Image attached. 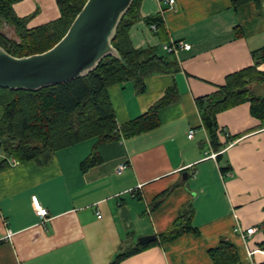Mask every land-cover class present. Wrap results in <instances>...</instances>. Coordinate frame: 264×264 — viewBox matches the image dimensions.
Listing matches in <instances>:
<instances>
[{"label":"crops","instance_id":"0c3cea01","mask_svg":"<svg viewBox=\"0 0 264 264\" xmlns=\"http://www.w3.org/2000/svg\"><path fill=\"white\" fill-rule=\"evenodd\" d=\"M14 10L33 15L28 28L61 17L57 0H20ZM159 13L170 42L191 45L175 53L178 69L148 76L143 92L125 82L109 95L120 125L169 89L177 99L149 131L104 143L92 138L58 151L48 164L11 161L0 170V264H107L140 236L159 238L188 204L197 232L148 246L120 264H215L210 249L222 238L237 245L243 264H264V121L249 102L218 113L217 150L197 104L227 75L255 64V51L264 47V0L238 8L231 0H176L173 7L142 0V18L129 31L136 48L161 45L145 20ZM95 151L100 162L84 169ZM33 195L48 208L45 220ZM250 226L256 230L248 234Z\"/></svg>","mask_w":264,"mask_h":264},{"label":"trees","instance_id":"16d2710c","mask_svg":"<svg viewBox=\"0 0 264 264\" xmlns=\"http://www.w3.org/2000/svg\"><path fill=\"white\" fill-rule=\"evenodd\" d=\"M20 0H0V45L16 56L43 52L54 46L67 32L76 15L87 0H57L61 17L44 25L28 28L33 15L20 17L14 4ZM234 7L260 0H231ZM142 0H134L119 25L113 41L122 60L106 57L98 68L85 77L67 83L43 88L39 91L12 90L0 87V170L7 168L12 159L18 162L35 160L42 164L52 161L54 155L77 143L97 138V143L112 142L149 131L159 125L160 110L177 99L172 88L155 101L141 116L120 125L116 118L109 88L132 82L138 93L145 90V79L158 73L178 69L164 17L159 13L147 17L146 23L160 38V46L136 48L129 35L130 28L139 21ZM8 24L18 39L9 37L1 30ZM152 29V28H151ZM255 64L226 76L224 85L209 96L198 98L203 126L215 149L219 150L218 113L242 103L249 102L253 116L264 121V47L255 51ZM100 162L95 151L83 168ZM229 167L224 166L226 172ZM169 191H166V194ZM193 209L185 205L174 224L159 238L149 243H137L118 252L107 264H120L126 257L160 242L171 240L186 231L198 230L191 225ZM215 264H243L237 245L226 238L210 249Z\"/></svg>","mask_w":264,"mask_h":264},{"label":"water","instance_id":"95a60500","mask_svg":"<svg viewBox=\"0 0 264 264\" xmlns=\"http://www.w3.org/2000/svg\"><path fill=\"white\" fill-rule=\"evenodd\" d=\"M133 1L87 0L63 37L43 52L16 56L0 45V87L39 91L87 76L106 57L122 60L113 41ZM156 238L149 234L138 240Z\"/></svg>","mask_w":264,"mask_h":264},{"label":"built area","instance_id":"2783aa9c","mask_svg":"<svg viewBox=\"0 0 264 264\" xmlns=\"http://www.w3.org/2000/svg\"><path fill=\"white\" fill-rule=\"evenodd\" d=\"M168 4H170L171 7H173L176 3V0H165ZM152 29L156 30V25H152L151 26ZM191 45L188 43H172L171 46L169 45H165L164 48L166 50H168L169 52H174L176 53L180 48H185V49H190ZM195 130H191L189 133V136L192 137L194 134ZM18 161L16 159H12V163H17ZM126 166L121 165L119 168V171H122ZM35 209L38 213V215L42 218V219H46L47 215H48V208L46 206H44L41 201L39 200L38 196L33 195L32 197ZM255 227L254 226H250L246 229V232L248 234H251L255 231ZM8 235H11V233H8Z\"/></svg>","mask_w":264,"mask_h":264},{"label":"rangeland","instance_id":"374dc122","mask_svg":"<svg viewBox=\"0 0 264 264\" xmlns=\"http://www.w3.org/2000/svg\"><path fill=\"white\" fill-rule=\"evenodd\" d=\"M1 30L5 32L9 37L18 39V36L16 35L14 28L9 26L8 24H4L3 27H1Z\"/></svg>","mask_w":264,"mask_h":264}]
</instances>
